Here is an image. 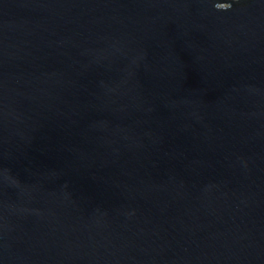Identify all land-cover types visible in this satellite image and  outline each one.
Segmentation results:
<instances>
[{
  "label": "water",
  "instance_id": "1",
  "mask_svg": "<svg viewBox=\"0 0 264 264\" xmlns=\"http://www.w3.org/2000/svg\"><path fill=\"white\" fill-rule=\"evenodd\" d=\"M0 264H264V0H0Z\"/></svg>",
  "mask_w": 264,
  "mask_h": 264
},
{
  "label": "bare ground",
  "instance_id": "2",
  "mask_svg": "<svg viewBox=\"0 0 264 264\" xmlns=\"http://www.w3.org/2000/svg\"><path fill=\"white\" fill-rule=\"evenodd\" d=\"M218 3H220V0H216ZM232 2H236V0H231Z\"/></svg>",
  "mask_w": 264,
  "mask_h": 264
},
{
  "label": "rangeland",
  "instance_id": "3",
  "mask_svg": "<svg viewBox=\"0 0 264 264\" xmlns=\"http://www.w3.org/2000/svg\"><path fill=\"white\" fill-rule=\"evenodd\" d=\"M218 4H220V3H218ZM225 6H227V5L225 4ZM225 6H217V7H225Z\"/></svg>",
  "mask_w": 264,
  "mask_h": 264
}]
</instances>
